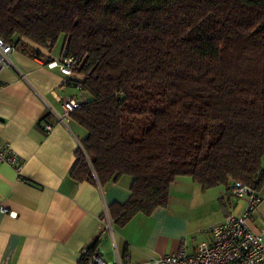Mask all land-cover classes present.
Masks as SVG:
<instances>
[{"label":"trees","instance_id":"obj_1","mask_svg":"<svg viewBox=\"0 0 264 264\" xmlns=\"http://www.w3.org/2000/svg\"><path fill=\"white\" fill-rule=\"evenodd\" d=\"M17 36H62L76 60L88 99L70 117L86 135L69 175L131 177L114 225L165 206L178 176L264 186V0H0V37Z\"/></svg>","mask_w":264,"mask_h":264},{"label":"crops","instance_id":"obj_2","mask_svg":"<svg viewBox=\"0 0 264 264\" xmlns=\"http://www.w3.org/2000/svg\"><path fill=\"white\" fill-rule=\"evenodd\" d=\"M15 40L9 64L0 67V144L8 142L23 165L17 171L0 163V206L15 213L0 211V264H77L82 248L96 242L110 263L154 264V258L182 247L191 252L209 238L213 224L244 212L245 200L229 197L225 185L204 189L191 177L178 176L165 206L114 225L108 209L129 198L131 177L101 185L69 175L86 131L71 117L61 121L62 104L88 95L47 65L60 57L62 43L55 54V44ZM36 51L39 55H32ZM42 118L52 125L49 132L42 129ZM259 193L264 196V186ZM106 216L111 231L104 228ZM250 227L264 234V200Z\"/></svg>","mask_w":264,"mask_h":264},{"label":"built area","instance_id":"obj_3","mask_svg":"<svg viewBox=\"0 0 264 264\" xmlns=\"http://www.w3.org/2000/svg\"><path fill=\"white\" fill-rule=\"evenodd\" d=\"M13 45L5 42L0 37V67L9 64V54ZM63 55L47 63L50 67H57L67 77L74 76L76 60L72 56H66V50L62 49ZM78 90L80 87L77 86ZM82 100L68 98L63 102V118H69L70 113L78 108ZM41 119L40 123L45 132L52 129V125ZM0 163L13 166L20 171L23 161L10 148L8 142L0 144ZM227 195L231 198L244 199L246 206L244 212L237 216L229 213L222 220L209 228V238L196 244L191 252L182 247L175 253L159 256L153 259L154 264H264V234L254 231L250 227L258 204L264 200V196L249 185L238 180H230L227 187ZM2 213L15 215L5 206H0ZM106 231L112 230L111 221L106 216L104 219ZM84 259V260H83ZM77 264H121L110 263L106 259L105 251L99 243L92 248L84 247L80 252Z\"/></svg>","mask_w":264,"mask_h":264},{"label":"rangeland","instance_id":"obj_4","mask_svg":"<svg viewBox=\"0 0 264 264\" xmlns=\"http://www.w3.org/2000/svg\"><path fill=\"white\" fill-rule=\"evenodd\" d=\"M61 43H62V36L59 37V39L57 40V42L55 43V45H54V47H53V52H54L55 54H58V53H59ZM84 131H85V130H84ZM80 148H81V150L83 151V148L81 147V145H80ZM83 152H84V151H83ZM261 163H262V166H264V156H262V161H261ZM111 227H112V226H111Z\"/></svg>","mask_w":264,"mask_h":264}]
</instances>
